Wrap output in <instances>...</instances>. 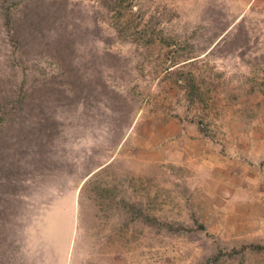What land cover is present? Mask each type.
Here are the masks:
<instances>
[{
  "label": "rangeland",
  "instance_id": "374dc122",
  "mask_svg": "<svg viewBox=\"0 0 264 264\" xmlns=\"http://www.w3.org/2000/svg\"><path fill=\"white\" fill-rule=\"evenodd\" d=\"M264 0H0V264H264Z\"/></svg>",
  "mask_w": 264,
  "mask_h": 264
},
{
  "label": "trees",
  "instance_id": "16d2710c",
  "mask_svg": "<svg viewBox=\"0 0 264 264\" xmlns=\"http://www.w3.org/2000/svg\"><path fill=\"white\" fill-rule=\"evenodd\" d=\"M250 247L255 250H264V245H251Z\"/></svg>",
  "mask_w": 264,
  "mask_h": 264
}]
</instances>
